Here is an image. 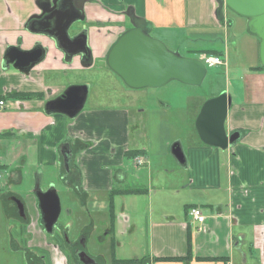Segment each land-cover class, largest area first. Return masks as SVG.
<instances>
[{"label": "crops", "instance_id": "0c3cea01", "mask_svg": "<svg viewBox=\"0 0 264 264\" xmlns=\"http://www.w3.org/2000/svg\"><path fill=\"white\" fill-rule=\"evenodd\" d=\"M36 1L0 0V63L6 77L0 82V100H3L0 106V264H75L72 256L63 253L58 244L47 243L44 237L46 233L33 190L38 187L43 191L42 183L48 176L45 172L53 170L63 190L81 207L92 203V207L98 209L95 203L100 200L96 193H107L106 201L100 205L107 216L111 192L127 190L122 186L128 181L133 185L132 181L137 179L124 168L123 153L131 149L146 160L145 164L148 158L145 149H134L136 142H129L128 110L80 112L72 120L45 112V104L62 90L58 82H52L53 75L85 68L79 57L71 61L64 59L51 41L25 29L29 18L40 14ZM127 8L144 19L153 33H162L160 37L172 48L179 47L175 41L177 32L192 31L197 33L193 38L207 36L205 38L210 40L212 34L216 35L215 31L222 30L234 47L242 37L241 28L246 29V21L227 10L223 12L221 25L215 15V0H90L83 10L94 60H103L118 35L130 27L124 15ZM80 27L85 28V22ZM244 35L249 50L258 60L259 41L249 34ZM35 43L49 48L41 64L28 75L12 67L6 68L3 56L7 48L18 46L28 50ZM255 68V65L249 67L251 71ZM248 88L249 93L259 99L252 104L261 106L246 107L247 110L235 106L233 110L231 105L225 129L242 132L232 147L220 151L205 146L200 140L199 145L189 144L186 149L181 145L188 165L183 169L188 176L181 190L195 193L182 203L184 217L170 216L166 201L151 203L147 195L148 216L144 224L143 218L139 214L132 215L129 208L137 207L138 213V199L144 194L115 195L113 223L110 225L108 216L103 229L105 238L109 239V258L100 253L91 258L100 264H115L114 259L140 260L137 264H264V86ZM14 94L32 97L15 99ZM202 104L198 105L195 119ZM181 138L173 136L167 142L175 140L174 144H182ZM66 143L72 148L75 146L76 154L71 161H65L60 152V146ZM85 143H95V146L85 150ZM221 156L226 157V163L219 166ZM201 164L204 166L190 173L191 167ZM29 177L31 186L26 189L24 199L11 192L12 187L25 185ZM217 192L225 194V199L218 201L214 196ZM9 195L23 204L24 217L19 215L15 202L8 199ZM125 199L131 206L124 203ZM194 207L200 208L205 217L202 224L187 221L189 210ZM205 211L210 214L204 215ZM9 221L17 227L10 230ZM19 227L24 228L22 235L18 233ZM86 230L94 231L87 226L82 231ZM98 239L103 240V237ZM188 242L190 259L157 261L185 257ZM217 258L221 260H215Z\"/></svg>", "mask_w": 264, "mask_h": 264}, {"label": "rangeland", "instance_id": "374dc122", "mask_svg": "<svg viewBox=\"0 0 264 264\" xmlns=\"http://www.w3.org/2000/svg\"><path fill=\"white\" fill-rule=\"evenodd\" d=\"M241 30L242 37L237 39L234 47L228 42V37L225 36L223 30L215 31L216 35L212 34L213 36L209 38L210 40L205 38L207 36H202L203 38L201 39L198 37L193 38L192 35L197 33L192 31H187L185 34L183 32L175 34L176 40L175 37L173 38L179 45L177 48L179 50L176 51L183 57L197 58V52L216 51L223 61L221 66L207 67V75L200 87H189L172 81L161 88L138 90L130 95L127 93L130 90L126 89L124 84L115 75L111 74L107 67H104L103 63H101L103 60L97 62L90 70L81 69L68 71L65 75L61 73L53 75L55 80L52 82L56 81L62 86L61 92L73 85H87L90 88L88 98L81 112L123 109L128 110L130 117L134 118L133 122L135 125L131 122L136 142L133 148L145 149L148 163L144 166L130 168V163L128 162L129 173L134 174V178L137 179L132 181L133 185L128 181L122 188H135L147 191L138 199V213L137 207L135 210L133 209L134 207H129L131 203L128 199L124 201L130 209L132 208L131 214H139L143 218L144 224L148 216L147 195H150L151 203L155 201L164 203L166 201L168 206L166 209H168L170 216L175 215L179 218L184 217V204L182 203L188 201L195 194L181 190L185 186L188 173L183 169L177 168L175 160L170 154V147L175 140L173 142L170 140L171 142L169 143L167 140L173 136L182 137L181 145L185 149L189 144H200L195 131L194 120L198 105L226 92L231 97V108L233 110L235 106H240L238 109L244 108L245 110H247L246 107L261 106L252 104L255 101H259V99L249 93L248 86H264V71L254 73L249 69L250 66H258L259 62L254 52L248 48V39L244 35L248 34L246 29L244 30L243 27ZM153 35L156 38H161L160 36L163 34L154 32ZM166 44L171 48L169 43ZM201 56L199 55L198 58H201ZM5 80L6 77L2 73V65L0 63V82ZM133 97L136 100L134 99L135 101L128 106L129 99ZM9 104H11L10 100L7 102V105ZM225 163L226 157L222 158L221 156L219 158V166ZM198 166L191 167L190 173L193 174L196 168L200 169L204 164ZM222 168V172L225 174V168ZM45 173L48 176L44 177L42 189L46 191L49 187H53L57 192L61 206V213L54 226L53 234H44L46 241H48L47 243L54 242L55 238L59 237L60 233L62 234L64 231L66 232V237H64L65 244L71 243L78 237L83 239L84 236L80 246L84 247L85 254L88 257H94L95 254L100 253L109 258L111 252L108 246L109 239L108 237L105 238L103 232L109 214L106 216V212L100 208V205L107 199V193H96L97 198L100 200L99 203H95L98 209L92 207V203H88L86 207H81L72 200V196H68V191L65 192L63 190L64 186L53 173V170L48 169ZM30 177L25 185L19 188L12 187L10 189L11 192L24 199L27 195L26 189L31 186ZM225 185L224 178V188ZM161 189H163V192ZM172 189L176 190L173 191ZM166 194L167 198H165ZM214 196H216L218 201L224 200L226 197L225 194L220 192L214 193ZM32 197L35 198L34 196ZM203 213L204 215L210 214L209 211ZM187 219L188 223H193L192 218ZM8 226H10V230L13 226L17 227L16 224L12 225L11 221H9ZM86 226L87 228L92 227L94 231L86 230L83 232L82 230ZM99 236L103 237V240L98 239ZM64 243L59 241L58 245L64 250L63 253L68 254L69 251Z\"/></svg>", "mask_w": 264, "mask_h": 264}, {"label": "water", "instance_id": "95a60500", "mask_svg": "<svg viewBox=\"0 0 264 264\" xmlns=\"http://www.w3.org/2000/svg\"><path fill=\"white\" fill-rule=\"evenodd\" d=\"M215 1V15L221 25L224 22V10L246 21L247 33L259 41L258 62L264 69V0ZM84 5L85 0H37L36 6L40 14L30 17L25 29L51 41L64 59L71 61L79 57L82 60L87 41V30L80 27L85 22ZM124 15L132 28L121 34L111 46L106 64L126 87L132 90L158 89L172 81L189 87L201 86L207 75V68L200 59L183 57L178 51L168 49L162 41L151 37L145 27V20L137 17L132 8H127ZM48 50L41 43H35L28 50H21L18 46L9 47L3 56L4 65L28 75L45 60ZM87 93L85 85L69 86L61 96L48 101L44 110L72 120L82 111ZM231 105V97L226 92L202 104L195 119V131L202 144L225 151L239 140L238 133L230 136L225 129ZM170 154L178 164L186 162L181 144H173ZM33 193L37 197L44 232L51 234L61 213L57 192L53 187L46 191L36 187ZM13 201L19 215L24 217L23 204L15 198ZM83 255L88 261L81 257L82 264H97Z\"/></svg>", "mask_w": 264, "mask_h": 264}, {"label": "flooded vegetation", "instance_id": "af4514ba", "mask_svg": "<svg viewBox=\"0 0 264 264\" xmlns=\"http://www.w3.org/2000/svg\"><path fill=\"white\" fill-rule=\"evenodd\" d=\"M90 0H85V5L89 2ZM145 27L149 30V34H150V36L151 37H153V38H156V36H154L153 35V32L151 31V29L150 28H148V26H147V24L145 23ZM87 28V21H86V17H85V29ZM132 27H131V25H130V27H128V28H126L125 30H124V32H126V31H129L130 29H131ZM87 30V29H86ZM124 32H122L121 34H123ZM121 34H119L118 35V37L121 35ZM156 39H158V40H160L158 37L156 38ZM161 41V40H160ZM169 49H171L170 48V46H167ZM106 57H107V55L103 58V61H101V63H103V65H104V67H107L108 68V66H107V62H106ZM67 60H69L68 58H67ZM100 60H94L93 59V56H92V53H91V49H90V46H89V42H88V38H87V41H86V46H85V56H84V58L81 60L80 59V64L85 68V70H89V69H92L94 66H95V64L97 63V62H99ZM69 63V62H68ZM108 70H109V72L111 73V74H113V75H115L113 72H111V70L108 68ZM116 76V75H115ZM117 77V76H116ZM118 79H119V77H117ZM120 80V79H119ZM121 81V80H120ZM122 82V81H121ZM123 83V82H122ZM85 86H87V85H85ZM125 86V85H124ZM126 87V86H125ZM87 88H88V93H87V98H88V95H89V90H90V88L87 86ZM126 89H128V90H130L129 92H127V93H129L130 95L131 94H133V93H135L136 91H138V90H132V89H130V88H128V87H126ZM66 90V89H65ZM64 90V91H65ZM143 90V89H142ZM64 91H62V92H60L57 96H56V98L57 97H59V96H61L63 93H64ZM140 91V90H139ZM87 98H86V100H87ZM55 99V98H54ZM136 100V98H130L129 99V101H128V103H127V105L129 106L130 104H132L135 100ZM85 103H86V101H85ZM108 110H110V109H104V110H102V111H108ZM87 112V111H86ZM129 115H130V113H129ZM134 118L133 117H128V123L131 125V122L134 124V120H133ZM135 125V124H134ZM234 133H238L239 134V136L241 137L242 136V132L240 131V130H232L231 132H228V134L231 136V135H233ZM129 137H130V141L129 142H134L135 140H134V128L133 127H130V130H129ZM93 145L95 146V143H85V150L87 149V148H92L93 147ZM234 145V144H233ZM60 152H61V154H63V156H64V159H65V161H71L73 158H74V155L76 154V150H75V146L72 148V147H70L69 145H68V143H66L65 145H61L60 146ZM113 152V149H111V153ZM133 153H135V152H132V150L131 149H129L128 150V152H125V153H123V157H124V162H125V166H124V168L127 170V172H130L129 171V169H128V162L130 163V168H132V167H138V165H136V162H135V159L137 158V157H142V156H140V155H134L133 157H132V155H133ZM143 158V157H142ZM145 160V159H144ZM145 163H146V160H145ZM176 163V165H177V168H180V169H185V168H188V165H187V162H184L183 164H178L177 162H175ZM145 164H143V165H139V166H144ZM115 170L116 169H118V167H115L114 168ZM111 195V194H110ZM109 195V196H110ZM13 198H14V196L13 195H9L8 196V199H10V200H12L13 201ZM41 225H42V227H43V224H42V220H41ZM18 233H19V235H22V233H23V230H22V228H18ZM51 234H53V232L51 233ZM64 237H66V232H64L63 231V233L62 234H60L59 235V237H56L55 238V241H54V245H56V246H58L57 244H58V242L59 241H62L63 243H64ZM83 239H84V236H83ZM83 239L81 238V237H78L76 240H74V241H72L71 243L69 242L68 244H65L64 243V245H65V247L67 248V250L69 251L68 252V256H72L73 257V259H74V263L76 264V263H78V264H82L81 262H80V258L81 259H83V260H85V261H88V259L83 255V254H85V250H84V247H82V246H80V244H82L81 242L83 241ZM86 256H87V254H85ZM91 258V257H90ZM92 260H94V262L95 263H97V264H100V262L98 261V260H96V259H94V258H91ZM67 260V257H65V261ZM68 263V262H67Z\"/></svg>", "mask_w": 264, "mask_h": 264}, {"label": "trees", "instance_id": "16d2710c", "mask_svg": "<svg viewBox=\"0 0 264 264\" xmlns=\"http://www.w3.org/2000/svg\"><path fill=\"white\" fill-rule=\"evenodd\" d=\"M166 46H168L166 43H168L166 41L165 38H159ZM168 48V47H167ZM172 48V47H171ZM169 49V48H168ZM170 50H177V48H172ZM179 50V49H178ZM198 53V57L199 55H208V56H219V53L216 52V51H207V52H197ZM197 57V58H198ZM192 58H196V57H192ZM261 71H264L263 68L260 67V65L258 64L257 68L253 69V72H261ZM12 96V95H11ZM12 97H14L15 99L17 98H21V99H24V98H30L32 96L28 95V96H19L17 94H14ZM0 101H3V100H0ZM136 155V153H133L132 157ZM144 193H147L146 190H139V189H127V190H123V191H112L111 192V195L109 196V221H110V225H112L113 223V220H114V212H113V197L115 195H134V194H144ZM191 207V206H189ZM24 230V228H23ZM189 239V237H188ZM190 256H191V248H190V244L188 242V247H187V253L185 255V257H170V258H160L158 259L157 261H163V262H174V261H178V260H186V259H190ZM215 260H221V259H215ZM214 260V261H215ZM113 262L115 264H137L138 262H140V260H137V259H133V260H121V261H117V260H113Z\"/></svg>", "mask_w": 264, "mask_h": 264}, {"label": "built area", "instance_id": "2783aa9c", "mask_svg": "<svg viewBox=\"0 0 264 264\" xmlns=\"http://www.w3.org/2000/svg\"><path fill=\"white\" fill-rule=\"evenodd\" d=\"M200 61L205 65L207 68H214L217 66L223 65V61L218 56H208V55H202L201 58H199ZM0 106H3V102H0ZM136 165H143L145 164V160L142 157H137L135 159ZM189 217L192 218L193 222L197 224H202L205 220V217L202 214V211L200 208L194 207L189 210Z\"/></svg>", "mask_w": 264, "mask_h": 264}]
</instances>
